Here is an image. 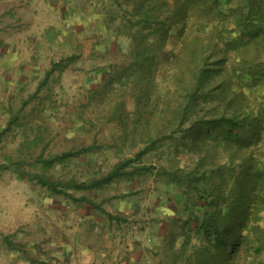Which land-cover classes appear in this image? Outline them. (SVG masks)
Here are the masks:
<instances>
[{"label": "rangeland", "instance_id": "obj_1", "mask_svg": "<svg viewBox=\"0 0 264 264\" xmlns=\"http://www.w3.org/2000/svg\"><path fill=\"white\" fill-rule=\"evenodd\" d=\"M126 1V7L124 0L118 2V19L146 10L157 15L154 22L158 27L163 26L153 38L161 50L156 66L145 67L146 72L151 69L150 78L131 64L135 59L130 56L129 40L117 32L118 23L110 47L99 49L89 58L91 62L81 63V70L70 76H51L54 85H48L49 79L41 89L44 98H62L52 109L53 114L61 112V121L52 122L50 132L45 122V159L98 146L104 152L98 150L89 156L83 152L75 159L89 162L98 157L103 171L109 172L122 158L136 161L137 154L143 152L137 166L154 170L143 176L135 172L128 180L137 182L134 195L144 199L142 208L149 212L164 208L165 216L163 211L154 216L166 226L171 220L165 260L170 264H200L198 260L264 264V0H154L156 5L148 0ZM196 38L200 49L195 48ZM128 66L131 71L126 70ZM195 72L203 75L200 80ZM22 87L18 92L0 77V99L31 98L35 94L34 88ZM196 88L200 102L185 116L188 101L184 98ZM145 92L149 94L143 96ZM64 98H77L76 105L68 109ZM69 112L75 114V121L67 120ZM136 114L142 115L139 123ZM145 129L157 139L169 136L152 148L146 142ZM4 135L0 134V177L11 175L3 166L6 161H16L18 155L9 153L6 146L18 138ZM32 152L28 161L36 160ZM176 168L184 172V186L162 175L164 170L174 172ZM59 171L53 169L45 175H58ZM125 172H134L133 167ZM200 178L206 182H196ZM189 181L199 187L189 190ZM35 203V199L30 200L26 207L5 198L0 202V220L9 216L21 219L16 205L34 218ZM204 212L231 213V218L236 213L229 226L219 228L224 243L220 244L215 235L209 241L202 238L197 219L202 220ZM38 213L46 224L71 231L66 220L53 216L49 209ZM6 243L7 239L4 246ZM16 249L29 264L33 262L35 252ZM2 260L0 264H11ZM20 261L15 262L27 264Z\"/></svg>", "mask_w": 264, "mask_h": 264}, {"label": "crops", "instance_id": "obj_2", "mask_svg": "<svg viewBox=\"0 0 264 264\" xmlns=\"http://www.w3.org/2000/svg\"><path fill=\"white\" fill-rule=\"evenodd\" d=\"M118 2L0 0V77L6 86L17 87L18 92L22 86L32 87L36 93L45 85L46 72L53 64L61 65L52 75L56 79L80 71L81 63L91 62L89 58L99 49L110 47L116 38L113 28L120 24ZM124 4L126 7L129 3L124 0ZM48 85H54L51 78ZM43 93L41 90L36 98L0 99V134L18 138L6 145L9 153L18 155L16 161H6L3 166L11 175L0 177V202L7 198L26 207L30 200L37 202L34 218L16 205L21 219L9 216L0 220L2 261L29 264L16 249L20 247L35 252L30 264H170L165 260L164 247L171 220L166 226L154 216L163 212L165 216L166 210L149 212L142 208L145 201L134 195L137 182L128 180L131 177L120 176L108 182L109 172L103 171L98 157L89 162L75 159L77 154L102 153V147L68 151L74 155L64 161L47 162L45 122L50 132L52 122L61 121V112L53 114L52 109L62 98H44ZM76 100L64 98L63 102L69 109ZM72 119L75 121V114L69 112L67 120ZM30 152L36 154L35 161H28ZM93 168L101 171L92 172ZM53 169L60 170L58 175H45ZM46 208L58 219H65L71 231L46 224L42 216L38 218V212ZM6 239L8 245L4 246ZM174 249L178 251V247Z\"/></svg>", "mask_w": 264, "mask_h": 264}, {"label": "trees", "instance_id": "obj_3", "mask_svg": "<svg viewBox=\"0 0 264 264\" xmlns=\"http://www.w3.org/2000/svg\"><path fill=\"white\" fill-rule=\"evenodd\" d=\"M149 4L151 5V3H155L154 0H148ZM126 12V11H125ZM157 15L151 13V11H146L144 10L143 12H137L135 14L132 15H126L123 14L121 16H119V19H121L120 22V26L117 28V32L120 35H124L127 37V39L129 40V49H130V56L132 58L135 59V62L132 61V65L135 63L136 66H139V71L138 72H144V77L145 78H150L151 76V69L146 72L145 67L146 66H156L157 63V59H158V55L160 53H158L159 48H156V42H154L155 39H153L155 36L159 35L161 33V27L163 26H157L155 24V20H157ZM165 29V26H164ZM163 29V30H164ZM166 31V30H165ZM157 40V39H156ZM200 44L198 42V39L196 38L195 40V48L196 49H200L199 48ZM205 59V58H204ZM204 59L202 61H204ZM61 66L60 64H53L51 70H49L46 73V78H45V85L39 87L38 91H36V93L31 96V98H36V95H38V93L41 91L42 88H44V86L47 85V82L49 81L50 77L55 73V71H57V68ZM130 67L128 66L126 68V70H128ZM152 68V67H151ZM131 71V69H129ZM195 78L197 79L200 75L199 80L202 78L200 73L195 72L194 73ZM128 76H131L130 74H128ZM128 78V77H127ZM121 80V78L119 79ZM198 80V79H197ZM117 81V80H115ZM142 83V81H141ZM200 83V82H199ZM196 86H198V84ZM138 84H139V80H138ZM199 87V86H198ZM199 88H196L194 94H192L191 96H189L188 98H184L185 101H188L187 106L185 107V116H187V114L192 110L193 104H197L200 102V98H198L197 92H198ZM147 91V89H146ZM146 94H149L148 92L142 94L143 96ZM138 97V96H137ZM139 98V97H138ZM150 98V97H148ZM194 109V107H193ZM183 111V110H182ZM184 112V111H183ZM181 112V113H183ZM180 113V117L182 119V121L184 120V116H182ZM139 117L136 120L137 123H139V121H141L142 119V115L141 114H136ZM128 117V116H126ZM125 117V118H126ZM123 118L122 121L125 119ZM146 124V128H147ZM198 126V124H197ZM179 131V129H178ZM145 139L147 143H149L152 148L154 146H156L158 144V142L162 141L164 139V137H168L169 135L165 134L164 136L160 137V138H155L153 137V133H148V131L145 129ZM142 153L143 152H139V154H137V159H135L136 161H134L132 158H122V163L116 166H114V168H112L109 171V174L107 176L108 182H112L114 179H116V177H120V176H124L126 178L128 177H132L133 175H135V172L138 173V175L143 176L144 174H147L149 170H154V168H148L146 169V167L141 168V166H137V163H140L142 160ZM72 155H74L73 152H67L64 153L63 155H59V156H54L51 157L49 159H47L48 163H54V162H58V161H64L69 157H72ZM202 164V163H200ZM200 166V165H199ZM129 167H133L134 172H125L127 168ZM164 170V169H163ZM178 171V172H177ZM177 172V173H176ZM161 174V173H159ZM162 175H166V177H168L171 182L173 183H177L179 185L184 186V172L182 169L176 168L174 170V172H167L164 170V172L162 173ZM196 182L199 183H203L206 182V180L204 178H200V179H196ZM242 181H240V183L237 185V187H241ZM257 183L255 182V185ZM263 184V183H262ZM261 187V183L259 184ZM188 189L189 190H196L199 186H197V183L193 184L192 181H189L188 183ZM257 188V185H256ZM263 190V189H260ZM239 193V192H238ZM262 202H264V199H262ZM234 213H232L233 215ZM236 215V213L234 214ZM233 215V217H234ZM193 219H195L194 215L191 216ZM202 220L198 221L197 219V223L200 225V230L203 232V239H211L212 236H218V241L219 243H224L223 240V231H219L220 227L226 228L227 226H229V224L232 221L231 218V213L225 215L223 214V212H204V215L202 214ZM205 240V241H207ZM209 241V240H208ZM233 243L236 244V239H234L232 241ZM196 250V249H195ZM200 264H209L211 262H209L210 260H198Z\"/></svg>", "mask_w": 264, "mask_h": 264}]
</instances>
